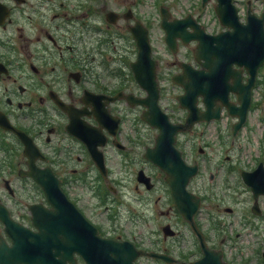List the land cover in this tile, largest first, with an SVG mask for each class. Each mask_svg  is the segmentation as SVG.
Segmentation results:
<instances>
[{"label":"flooded vegetation","instance_id":"obj_1","mask_svg":"<svg viewBox=\"0 0 264 264\" xmlns=\"http://www.w3.org/2000/svg\"><path fill=\"white\" fill-rule=\"evenodd\" d=\"M86 15L72 2L0 0V240L10 247L16 237L23 242V250L35 251L38 246L32 243L31 233L39 228L34 217L45 225L52 218L68 233L52 231L53 240L68 245L53 246L51 252L59 251V259L66 256V264H88L81 254L86 246L76 245V240L85 242V236L71 232L78 211L102 236L117 240L126 228L158 216L165 218L161 230L169 225L173 236H137L129 242L165 253L167 248L175 250L177 257V244L185 245L186 237L194 243L196 238L174 206L165 174L145 159L156 130L141 119L143 106L138 100L144 92L131 66L135 43L129 32L123 35L122 22L113 29L112 39L103 38ZM118 18L121 21L122 15ZM74 26H78L77 35ZM109 40L111 45L102 48ZM125 50L132 55L127 57ZM164 84L160 82L161 88ZM163 108L173 120H184L185 110L175 111L168 103ZM183 135H177V145L188 162L193 147L188 150ZM219 148L229 150L231 146L225 141L215 152ZM213 157L198 154L190 161L197 164L199 173L189 191L208 190L199 187L204 175L210 183L215 178L236 177L237 157ZM96 161L105 167L104 175ZM141 171L148 178L146 183L138 178ZM47 189L60 192V203L65 204L62 211L49 201ZM131 192L140 196L128 195ZM91 206L99 210L105 223L91 219ZM234 213L232 208L226 215ZM196 221L213 247L233 249L235 240L211 228L200 211ZM256 225L264 232V219ZM45 233L50 240V231ZM258 243L262 246H253L245 257L234 252L223 256L228 264H264V236ZM176 257L171 264L186 263ZM141 260L151 261L145 256Z\"/></svg>","mask_w":264,"mask_h":264},{"label":"water","instance_id":"obj_2","mask_svg":"<svg viewBox=\"0 0 264 264\" xmlns=\"http://www.w3.org/2000/svg\"><path fill=\"white\" fill-rule=\"evenodd\" d=\"M165 12L162 10V13ZM233 15V16H232ZM232 16V17H231ZM231 17L229 20L230 26L233 27V31H227L225 33H221L220 35H215L210 37V41H215L216 46H210V41L204 42L202 48L204 52L199 49V52L202 54H214L216 57L206 56V62L204 66L207 70H194L189 67V65L183 66L184 73L182 76L174 77V80L180 84H182L185 88V93L178 97L181 107L188 108L189 113L187 116V121H192L196 118L197 114L200 117V120H208L211 117H219L218 111H212L210 113V105L214 100L220 99L223 103L226 104V107L230 111L231 114H238L240 117V122L236 125L239 126L243 121V116L245 111L249 105V89L251 87L252 81H250L246 85H242L240 82L239 76L233 79V84H228V78L233 76L236 73L231 68L233 62L238 63L239 65H245V67L249 68V63L251 64L252 70L256 68L259 64L260 60L263 57V34L262 27L259 21H251V23L246 26L239 23L236 19V15L234 14L233 9H228L227 11H222V19L224 22H227V18ZM259 20V19H258ZM163 26L168 27L169 25L164 21L163 15ZM142 35H137V43L140 48L139 58L137 65H142L144 62H149V52L150 46L147 38V34L145 32H140ZM137 34V33H136ZM135 34V36H136ZM182 36H186V33L182 29ZM193 37L200 38V34L196 33ZM166 40L168 44L173 45V35L170 30H167ZM209 43V44H207ZM140 82L145 86L149 95L140 100L141 103L147 106V110H145L143 119L150 123L153 126H156L159 129V134L155 139V146L151 150H148L147 157L151 159V161L159 166V168L166 174V180L170 184L174 194L176 196L177 205L182 209L184 214H187V218L192 223V215L196 210L197 201H191V194L187 193L185 196V185L189 181V178L195 173V167L186 166L182 163L180 159L179 152L174 147V139L175 133L178 130L185 129L186 125H175L169 122L167 114L161 111L157 104L158 98V90L156 87V81L154 80L153 73L152 77L149 79V83L145 79H140ZM231 89L238 93V101L239 107L227 102V92ZM198 94H202L204 96L203 101L206 104L207 110L200 112L196 106V98ZM255 173L243 174L244 180H249L257 185H261V190L264 191V172L258 173V178L254 176ZM248 184H253L251 182ZM179 188L182 189V197L180 199V195L178 194ZM48 199L51 203L60 207V210H63L65 204L61 202V194L59 191L54 189H47L45 191ZM54 194L57 199H53ZM46 213H50L51 211H46ZM75 219H78L80 224H82L81 216L77 213L75 215ZM35 223L39 228L37 233H31V237L33 238L32 243H37L38 245H42L38 248V256L39 253L42 252V248L46 246V230L49 231H59L61 234L68 235V233H64V227L57 222H53L52 218L48 225L44 223H38L37 217H34ZM83 224H86L83 221ZM193 228L194 225L192 224ZM77 226L71 228V232L73 233V229ZM86 230H88L87 238L89 241L87 242L88 251L86 252V258L91 261V264H114L117 262L118 264H132V258L139 254L138 252H127V244L125 243H116L111 240L100 239L91 231V227L87 225ZM23 231V230H22ZM94 231V230H93ZM199 234L198 232H196ZM42 236V237H41ZM20 241L14 240L13 246L8 248L2 244V248L0 249V261L1 264H17L21 259L20 254ZM39 247V246H38ZM110 250H114L113 253L115 256L110 254ZM206 256L196 262L190 264H222L220 261L219 253L216 255L210 254V252H206ZM154 255V254H152ZM156 256L166 257L158 254ZM47 258H35V263L40 262V264H46ZM114 261V262H113Z\"/></svg>","mask_w":264,"mask_h":264},{"label":"rangeland","instance_id":"obj_3","mask_svg":"<svg viewBox=\"0 0 264 264\" xmlns=\"http://www.w3.org/2000/svg\"><path fill=\"white\" fill-rule=\"evenodd\" d=\"M238 2V3H237ZM236 2L237 6L240 8V14L243 12L242 8V2L241 0H238ZM216 4L215 0H209L203 7H205V11L202 13L201 17L205 21H209L210 25H213V27L216 29H220L221 27L218 24V20L216 18V15L214 13V6ZM160 5H164L165 7L169 8L172 15L178 16V15H185V10L183 9V6L185 7L186 11L191 10L194 14L200 12L201 8V0H146L142 3L141 11L144 16H146L145 19L141 20L143 23L145 21H148L153 25V29L151 30V40L153 49L155 52H163L165 53L164 48V42L162 40L163 35L160 34V30L155 27L156 22L158 21V8ZM92 6H95V3H92ZM260 6V2L256 4V10H258ZM193 46L188 45L186 49H191ZM126 48V47H125ZM124 53L127 57H130L132 55V52L129 50H125ZM180 93V89L177 87L171 88V92L166 96L164 99V102L170 103L171 105H174L175 96ZM260 95H263V93H260L258 95H255V98L257 99ZM222 127V137H226L228 134V130L225 132L223 131L224 125L223 122L220 123ZM218 136V131L215 130V124L211 123L208 126L204 127V134L202 139L211 141L216 140V137ZM201 139V137H200ZM196 142H198L196 140ZM235 148L227 150L226 153L230 154L232 156H237L241 159L243 164H246L249 160L254 159L256 156L260 155L261 152L264 153V106L262 108H258L254 106V108L251 111V114L249 115V122L245 128L242 129L241 134L238 138L235 139L234 142ZM264 157V154H263ZM133 181L130 180V186L133 185ZM215 182V184H217ZM213 184L212 186H215ZM221 191H214L213 195V202H215L217 199L220 198V196H224L230 203H232L231 195L235 194V191L232 193L231 191H225L224 185L218 184ZM209 185H206L208 187ZM236 187V186H235ZM128 195L138 197L140 196L138 193L131 192ZM90 217L92 220H97L100 222H104L102 219V214L95 208V206L90 207ZM157 221V225L154 223V221ZM165 218L164 217H158V216H150L148 220H146L144 223H142L140 226H136V228L128 227L126 228V231L123 233V238H131V237H154L157 239H162V226L165 224ZM159 229V230H158ZM167 241V240H166ZM150 242V241H149ZM153 264V263H150Z\"/></svg>","mask_w":264,"mask_h":264}]
</instances>
